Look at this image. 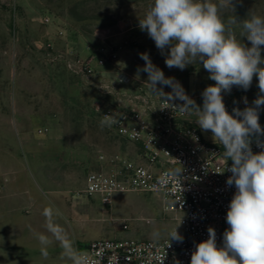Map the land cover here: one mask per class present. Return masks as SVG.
<instances>
[{"label":"rangeland","instance_id":"1","mask_svg":"<svg viewBox=\"0 0 264 264\" xmlns=\"http://www.w3.org/2000/svg\"><path fill=\"white\" fill-rule=\"evenodd\" d=\"M151 3L0 0V264H71L55 241L45 249L48 257L42 255L37 234H48L42 211L50 205L63 213L58 222L73 235L78 250L98 239L153 240L154 230L161 232V240L175 226L156 194H116L106 206L100 197L82 193L100 151L137 160L136 148L101 127L93 111L94 85L105 83L102 76L75 72L78 61L89 55L87 44L102 35L110 39L109 45L120 48L118 67L140 80L148 78L137 72L145 65L140 54L147 52L165 77L179 78L187 92L199 94L215 84L202 63L184 70L166 66L165 55L139 28ZM233 4L230 14L238 24L250 13L264 15V0ZM240 32L237 27V38L250 46ZM105 70L100 69L107 74ZM258 93L254 76L248 90L233 86L223 99L243 110L254 107ZM245 97L248 103L242 106ZM196 103L202 107L203 99ZM195 120L191 115V123L199 127ZM259 123L264 128V107ZM201 133L215 143L210 131Z\"/></svg>","mask_w":264,"mask_h":264},{"label":"clouds","instance_id":"2","mask_svg":"<svg viewBox=\"0 0 264 264\" xmlns=\"http://www.w3.org/2000/svg\"><path fill=\"white\" fill-rule=\"evenodd\" d=\"M234 10L233 0H152L144 18H139L140 30L146 31L165 55L168 68L184 70L188 65L202 63L209 79L215 81L203 90L201 107L175 78L165 77L147 52L140 54L145 65L137 72L148 74L150 92L167 101H182L170 106L184 115H195L200 129L212 133L214 142L224 147L227 162L231 161L226 168L231 173L226 184L234 185L236 191L225 217L229 227L223 233V245L218 247L216 231L209 227L208 238L195 245L190 264H264V128L259 123V111L264 107V15L250 13L238 24L230 14ZM237 27L250 46L237 38ZM254 76L259 88L254 107H234L229 113L223 94L230 93L233 86L248 90ZM158 84L172 91L165 93ZM244 103H248L246 97ZM115 122L112 115H103L100 125L111 127ZM253 142L261 151L253 152ZM180 173V169L169 170L161 185L180 177ZM42 215L48 234L38 233L37 239L44 258L49 255L45 249L55 241L62 248V257L71 264H101L99 258L93 259L75 247L73 235L58 222L63 216L58 208L47 206ZM178 225L167 233L168 241H183ZM161 236L159 230L152 232L154 241Z\"/></svg>","mask_w":264,"mask_h":264},{"label":"built area","instance_id":"3","mask_svg":"<svg viewBox=\"0 0 264 264\" xmlns=\"http://www.w3.org/2000/svg\"><path fill=\"white\" fill-rule=\"evenodd\" d=\"M99 38L95 44H87L89 55L78 61L75 72L83 77L102 76L105 83L94 85L97 93L93 111L99 121L103 115L116 118L111 127L105 128L135 147L137 160L100 151L82 193L89 198L100 197L106 206L113 203L116 194H156L163 211L171 215L175 224L170 231L182 219L177 231L183 241H168V236L158 241L98 239L79 251L99 258L101 264H190L195 245L208 238L209 227L216 231L218 247L223 245V233L229 227L225 217L236 191L234 185L226 184L231 175L226 168L231 161L227 162L222 145L204 139L190 116L170 106L182 101H167L153 95L147 81L118 67L120 48L109 45L110 39H103V35ZM100 69H106L107 74ZM175 80L183 87L179 78ZM157 87H162L165 93L172 91L168 86ZM185 92L195 102L202 98V93ZM240 102L247 106L243 99ZM224 103L229 113L234 107L240 108L230 100L224 99ZM251 147L254 153L261 151L255 142ZM172 169H180V177L161 185L160 181ZM122 228L128 230V225L123 224Z\"/></svg>","mask_w":264,"mask_h":264},{"label":"trees","instance_id":"4","mask_svg":"<svg viewBox=\"0 0 264 264\" xmlns=\"http://www.w3.org/2000/svg\"><path fill=\"white\" fill-rule=\"evenodd\" d=\"M214 81L212 80V83H213ZM231 91H233V88H232V90Z\"/></svg>","mask_w":264,"mask_h":264}]
</instances>
